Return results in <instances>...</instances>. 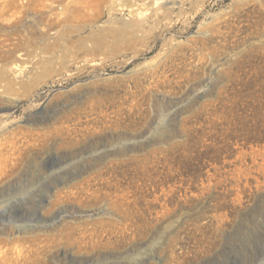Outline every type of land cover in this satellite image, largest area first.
Masks as SVG:
<instances>
[{"label":"rangeland","instance_id":"1","mask_svg":"<svg viewBox=\"0 0 264 264\" xmlns=\"http://www.w3.org/2000/svg\"><path fill=\"white\" fill-rule=\"evenodd\" d=\"M0 264H264V0H0Z\"/></svg>","mask_w":264,"mask_h":264}]
</instances>
